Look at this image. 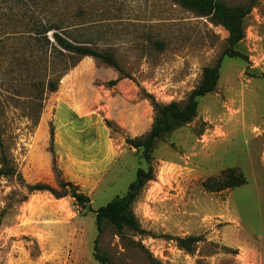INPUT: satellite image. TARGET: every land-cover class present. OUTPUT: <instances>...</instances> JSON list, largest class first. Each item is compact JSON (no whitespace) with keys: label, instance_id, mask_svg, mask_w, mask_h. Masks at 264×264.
I'll use <instances>...</instances> for the list:
<instances>
[{"label":"rangeland","instance_id":"374dc122","mask_svg":"<svg viewBox=\"0 0 264 264\" xmlns=\"http://www.w3.org/2000/svg\"><path fill=\"white\" fill-rule=\"evenodd\" d=\"M44 1L46 13L41 4L0 0V132L17 168L0 178V264H100L95 252L112 264H264V0L244 19L237 49L247 59L225 56L196 117L156 142L155 177L133 203L142 231L105 222L101 232L94 210L146 167L126 138L151 128L148 94L185 100L228 32L174 0ZM63 18L85 27L81 38L112 53L129 77L110 85L120 72L84 56L41 95L36 85L53 67L28 30ZM228 167L247 182L204 188ZM61 181L78 185L90 204L25 186L60 190ZM191 235L201 239L188 251L177 238Z\"/></svg>","mask_w":264,"mask_h":264},{"label":"trees","instance_id":"16d2710c","mask_svg":"<svg viewBox=\"0 0 264 264\" xmlns=\"http://www.w3.org/2000/svg\"><path fill=\"white\" fill-rule=\"evenodd\" d=\"M24 3V6L41 4L44 13L50 11V7L44 0H14ZM53 1V0H50ZM182 6L194 11L200 16L211 17L216 23L223 26L227 32V45L215 63L206 65L203 68L202 77L199 83L189 92L183 101L159 102L152 94H148L154 107L155 116L149 131L140 137L126 138L127 144L140 149L141 155L146 162V167H139L136 176L128 186L123 195H117L105 205L100 206L95 212V219L98 231L101 232L103 224L108 222L118 229L128 228L134 231H142L141 225L133 211V203L137 196L147 184L155 177L153 164V149L158 140L165 139L169 134L179 127L191 122L197 115L199 98L213 92L220 78V68L225 56L242 57L247 56L237 49V45L245 37L244 19L250 13L255 0L230 4L225 0H174ZM46 15V14H44ZM31 18H34L33 15ZM66 18L56 22H43L31 24L28 30L30 35H34L39 40V45L52 63L53 76L47 80H40L37 87L41 88V95L47 90L55 91L58 88L60 78L76 65L77 60L84 56H91L112 65L120 72V77L110 80V85L116 84L119 79L129 77L121 68L114 55L107 51H101L83 40L85 34L80 25L70 24ZM54 132L51 129L53 141ZM17 173L16 165L9 156L0 132V178L11 176ZM247 182L245 174L237 167H228L223 170L221 176H210L202 184L208 191H220L226 188H234ZM29 192L49 191L55 197H63L70 194L78 204L86 206L90 204V197L81 191L78 185L71 181H61L60 190L46 183L25 184ZM201 236L191 235L178 237L180 247L191 251L193 245L200 241ZM96 247V246H95ZM97 250V248H96ZM95 257L100 264H112L110 259L95 252Z\"/></svg>","mask_w":264,"mask_h":264}]
</instances>
